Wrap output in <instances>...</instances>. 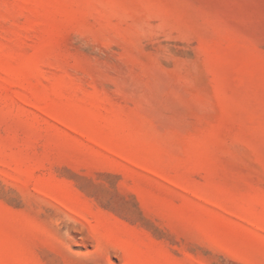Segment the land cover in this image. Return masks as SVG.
I'll use <instances>...</instances> for the list:
<instances>
[{"label":"rangeland","instance_id":"rangeland-1","mask_svg":"<svg viewBox=\"0 0 264 264\" xmlns=\"http://www.w3.org/2000/svg\"><path fill=\"white\" fill-rule=\"evenodd\" d=\"M0 264H264V0H0Z\"/></svg>","mask_w":264,"mask_h":264}]
</instances>
